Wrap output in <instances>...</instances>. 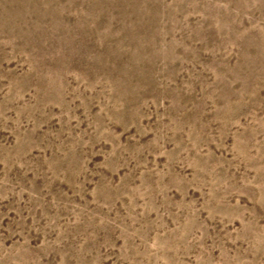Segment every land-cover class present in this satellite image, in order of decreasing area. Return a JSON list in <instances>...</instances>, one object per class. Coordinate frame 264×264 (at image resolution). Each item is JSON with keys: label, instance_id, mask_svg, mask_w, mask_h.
Instances as JSON below:
<instances>
[{"label": "rangeland", "instance_id": "1", "mask_svg": "<svg viewBox=\"0 0 264 264\" xmlns=\"http://www.w3.org/2000/svg\"><path fill=\"white\" fill-rule=\"evenodd\" d=\"M0 264H264V0H0Z\"/></svg>", "mask_w": 264, "mask_h": 264}]
</instances>
